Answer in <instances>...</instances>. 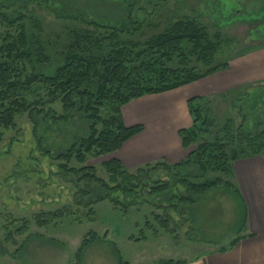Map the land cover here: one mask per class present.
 I'll list each match as a JSON object with an SVG mask.
<instances>
[{
  "label": "rangeland",
  "instance_id": "374dc122",
  "mask_svg": "<svg viewBox=\"0 0 264 264\" xmlns=\"http://www.w3.org/2000/svg\"><path fill=\"white\" fill-rule=\"evenodd\" d=\"M0 11L10 17L26 16L31 42L47 58L42 65L34 60L22 62L24 80L35 74L52 76L70 50L86 57L98 56L91 40L106 34L109 29H101L95 37L81 44H76L73 35L93 31L90 23L103 28H123L124 38L143 43L162 34L173 22L196 18L203 22L211 41L221 36L223 41L231 40L233 44L225 46L228 51L238 48L219 62L229 64V71H221L191 86L195 90L194 96L200 94L211 101L216 120L233 119L240 125L239 110L233 107L238 109L247 105L249 108V100L233 101L238 96L236 92L247 86L250 87L247 92H256L264 86V20L253 25L243 21L249 16L264 15V0H5ZM129 11L133 12L136 24H130ZM34 20L42 27L34 28ZM0 35L14 36L15 30L0 24ZM189 51L186 47V52ZM233 54H241V57L234 58ZM95 66L100 68L99 63ZM31 92L26 101L41 112L38 117L41 148L28 113L15 118L14 129L0 131L3 134L0 140V264H60L64 255L67 264H75L81 243L90 232H95L100 241L86 249L83 264H118L111 243L116 245L125 263L153 264L192 258L208 247H216L214 245L228 247L238 235L241 209L233 196L222 189L193 196L197 199L193 216L189 212L177 215L168 210L170 205L163 202V198L149 197L147 191L141 194L147 204L129 209L127 215L108 201L95 203L92 196H84L82 193L89 192V188L79 177L64 172L61 169L63 162L57 157L68 151L75 139L84 138L87 122L77 112L66 124L52 120L53 115L56 118L64 116L61 98L54 101L50 90L42 85L34 86ZM261 100L263 104L257 106V111L255 109L256 115L264 112V95ZM186 104L158 112L157 118L170 121L181 109L187 110ZM245 113L250 133L255 122L248 110ZM111 115L109 109L101 113L104 119ZM194 149L192 147L190 152ZM111 155H89L84 165L73 160L69 168L93 167L99 179L108 181L103 164L112 160ZM259 158L264 162V154ZM127 171L134 174L136 170ZM181 175L195 177L197 183L224 178L214 173H209L205 179L199 178L195 168L181 172ZM142 182L148 188L152 183H168L175 196L189 195L162 169L144 175ZM230 182L237 187L235 178ZM119 199L126 202L122 195ZM90 203L94 204L91 207L93 222L87 219L89 209L86 206ZM160 208H166V211ZM67 209L71 210L72 216L53 220L43 228L37 226L40 215ZM164 214L171 218L169 232L161 230L154 221L156 215ZM22 229L25 232L18 234ZM137 239L141 241L137 242ZM25 254L30 259L25 261Z\"/></svg>",
  "mask_w": 264,
  "mask_h": 264
},
{
  "label": "trees",
  "instance_id": "16d2710c",
  "mask_svg": "<svg viewBox=\"0 0 264 264\" xmlns=\"http://www.w3.org/2000/svg\"><path fill=\"white\" fill-rule=\"evenodd\" d=\"M4 1L0 0V8ZM128 19L130 24H136L133 12H128ZM263 20L264 15L259 14L244 18L243 21L253 25ZM28 23L29 20L22 14L10 17L9 14L0 11V24L15 30L14 36L0 35V131L14 129L15 118L28 113L34 125L36 142L41 148L42 139L38 130V117L41 112L28 104L26 98L32 93L34 86L42 85L50 90L54 101L61 98L63 104L64 116L56 118L53 115L52 120L66 124L69 117L77 112L87 122L88 130L84 138L75 139L69 150L57 157L63 162L61 169L64 172L79 177L89 188V192L82 193L84 196H92L96 199L95 203L108 201L127 215L129 209L147 204L141 196L147 191L149 197L163 198V202L170 205L168 210L177 215L189 212L193 216V207L197 202L193 196L222 189L233 196L241 213L238 235L228 247H221L220 251L226 252L235 247L246 228L248 211L240 191L230 180L234 178L233 165L236 161L259 158L264 154V112L261 115H256L255 112L257 106L263 104L261 99L264 95V86L256 92H247L250 88L248 86L240 90L243 92H236L238 96L233 101H243L244 98L249 100V108L247 105L238 109L233 107L239 110L238 114L242 119L240 125L233 119L218 122L208 98L189 99L186 105L192 125L178 133L184 150L189 153L184 160L176 164L158 162L139 168L131 174L119 161L111 160L103 164L108 181L99 179L93 167H84L80 170L69 168L73 160L79 165H84L89 155L96 157L111 155L144 131L142 125L134 127L124 125L121 115L124 106L145 96L175 91L199 83L221 71H229V64L221 65L219 62L232 50L228 51L225 47L233 45L231 40L223 41L221 36H216L211 41L203 22L196 18L173 22L162 34L143 43L132 41L130 37L124 38L123 34L126 32L123 28H103L90 23L93 31L85 30L73 35L76 44H81L88 42V38L95 37L101 29H109L106 34L91 40L98 56L91 54L86 57L80 53L76 54L75 50H70L64 55L63 64L52 76L35 74L24 80L20 66L22 62L34 60L39 65L47 62L44 54L38 52L40 48H35L31 42ZM33 26L36 29L42 27L38 20L33 21ZM186 47L190 49L189 52H186ZM240 55L233 54L234 58L241 57ZM97 63L100 67L98 69V66H95ZM228 95L229 93L226 94ZM104 109L112 112L107 119L101 116ZM247 110L255 122L250 133L247 130L248 116L245 113ZM2 135L0 132V140ZM192 147L195 149L190 152ZM192 168L199 172L198 177L202 179L209 173L222 175L224 178L217 177L197 183L195 177L181 175V172L186 173ZM159 169L171 174L189 195L175 196L172 185L168 183H152L149 188L143 184L144 175ZM121 195L126 202L120 201ZM93 205L90 203L86 206L89 209L87 214L89 222L94 221L92 217L94 212L91 209ZM160 210L166 211V208ZM72 215L69 209L47 216L40 215L37 217V226L43 228L53 220H61ZM154 221L161 230L170 231L171 218L167 214L156 215ZM24 232L22 229L18 234L22 235ZM98 241L100 238L96 233L90 232L81 243L75 256V264H83L86 249ZM111 246L115 250L118 264H128L122 260L116 245L111 243ZM156 264L185 262L160 261Z\"/></svg>",
  "mask_w": 264,
  "mask_h": 264
},
{
  "label": "crops",
  "instance_id": "0c3cea01",
  "mask_svg": "<svg viewBox=\"0 0 264 264\" xmlns=\"http://www.w3.org/2000/svg\"><path fill=\"white\" fill-rule=\"evenodd\" d=\"M191 86L145 96L124 106L121 111L124 125H142L144 131L125 143L110 158L119 161L129 171L162 160L169 165L184 160L188 152L184 150L178 133L192 125L188 110L181 109L170 121L159 120L157 113L170 110L177 104L185 105L193 97H200V94L194 96L195 90ZM233 173L248 211V222L238 243L226 252H221V247L214 245L216 247H208L198 256L169 261L185 264H264V162L260 158L236 161ZM25 256V261L26 258L30 259L27 254ZM67 261L64 255L60 264H67Z\"/></svg>",
  "mask_w": 264,
  "mask_h": 264
}]
</instances>
